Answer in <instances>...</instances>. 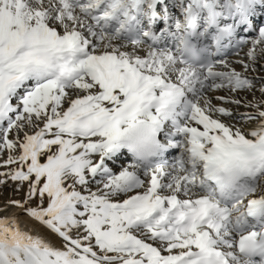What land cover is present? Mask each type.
<instances>
[{
  "label": "snow or ice",
  "instance_id": "snow-or-ice-1",
  "mask_svg": "<svg viewBox=\"0 0 264 264\" xmlns=\"http://www.w3.org/2000/svg\"><path fill=\"white\" fill-rule=\"evenodd\" d=\"M258 65L264 0H0V264H264Z\"/></svg>",
  "mask_w": 264,
  "mask_h": 264
},
{
  "label": "rangeland",
  "instance_id": "rangeland-1",
  "mask_svg": "<svg viewBox=\"0 0 264 264\" xmlns=\"http://www.w3.org/2000/svg\"><path fill=\"white\" fill-rule=\"evenodd\" d=\"M246 50H247V46L245 47L244 51H246ZM257 73H258L259 75H261V76H264V69H261V68L259 67V65L257 66ZM218 94H219V95H223V93H218ZM238 98L243 100V99L245 98V93H241L240 96H239ZM248 98H249V99L251 98V95H250V94H248ZM223 106H225V107H231L234 111H240V112H243V111H246V110H247V109H245V108H243V107L237 109L235 105H223ZM11 135H12V137L14 138V134H11ZM6 155H7V153L5 152L2 156H0V160L6 158ZM122 159H123V158H122ZM0 171H6V169H0ZM114 171H117V172H118V171H119V167H114ZM9 194H10V190H9V189H6V190L4 191V196L7 197Z\"/></svg>",
  "mask_w": 264,
  "mask_h": 264
}]
</instances>
